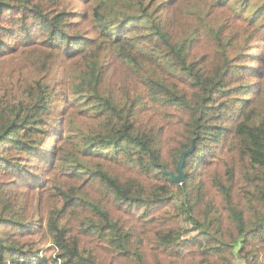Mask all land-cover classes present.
Masks as SVG:
<instances>
[{
	"label": "trees",
	"instance_id": "obj_1",
	"mask_svg": "<svg viewBox=\"0 0 264 264\" xmlns=\"http://www.w3.org/2000/svg\"><path fill=\"white\" fill-rule=\"evenodd\" d=\"M18 59L0 264H264V0H0Z\"/></svg>",
	"mask_w": 264,
	"mask_h": 264
},
{
	"label": "rangeland",
	"instance_id": "obj_2",
	"mask_svg": "<svg viewBox=\"0 0 264 264\" xmlns=\"http://www.w3.org/2000/svg\"><path fill=\"white\" fill-rule=\"evenodd\" d=\"M75 3L77 4V2ZM71 5L76 6L74 3H71ZM28 66L30 67L29 63L25 62L24 59H18L15 62L11 60H4L0 62V98L7 89L19 91L20 77L25 74H30L31 67L29 68ZM62 72L63 69L56 67L49 76V79H58ZM36 238L40 241L39 243L43 247V252L46 253L47 248L52 244H46V241H42V239L39 237V234L36 235ZM238 264L241 263L239 262Z\"/></svg>",
	"mask_w": 264,
	"mask_h": 264
},
{
	"label": "water",
	"instance_id": "obj_3",
	"mask_svg": "<svg viewBox=\"0 0 264 264\" xmlns=\"http://www.w3.org/2000/svg\"><path fill=\"white\" fill-rule=\"evenodd\" d=\"M195 146H196V141L194 139L192 144L188 148L182 151L177 165V172L167 171V173L171 175L172 179L175 182L182 183L183 181H185L186 179V172L184 171L185 159L186 156L195 149Z\"/></svg>",
	"mask_w": 264,
	"mask_h": 264
},
{
	"label": "built area",
	"instance_id": "obj_4",
	"mask_svg": "<svg viewBox=\"0 0 264 264\" xmlns=\"http://www.w3.org/2000/svg\"><path fill=\"white\" fill-rule=\"evenodd\" d=\"M43 253H44L43 250H41V255H43Z\"/></svg>",
	"mask_w": 264,
	"mask_h": 264
}]
</instances>
